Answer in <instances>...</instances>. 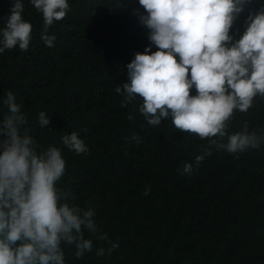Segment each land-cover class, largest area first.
Listing matches in <instances>:
<instances>
[{"label":"trees","instance_id":"trees-1","mask_svg":"<svg viewBox=\"0 0 264 264\" xmlns=\"http://www.w3.org/2000/svg\"><path fill=\"white\" fill-rule=\"evenodd\" d=\"M15 2L0 0V41ZM21 3L32 39L26 52L17 46L0 53V119L11 91L40 150L62 151L66 169L57 187L72 194L69 203H90L100 232L118 244L98 257L107 245L85 231L93 251L77 259L74 246L62 245L65 264H264V143L237 154L213 147L196 165L207 139L177 130L171 118L147 124L138 111L142 98L121 107L115 89L127 82L126 65L146 47L157 50L139 21L146 15L139 0H67L70 11L48 29L52 47L41 39L42 14L30 0ZM262 6L264 0H249L230 29L234 41ZM41 111L50 116L48 127L38 123ZM245 122L264 136V97L247 112L234 110L227 133L241 132ZM72 132L86 154L63 145L61 137ZM185 163L191 175L178 172Z\"/></svg>","mask_w":264,"mask_h":264},{"label":"clouds","instance_id":"clouds-1","mask_svg":"<svg viewBox=\"0 0 264 264\" xmlns=\"http://www.w3.org/2000/svg\"><path fill=\"white\" fill-rule=\"evenodd\" d=\"M248 2L139 0L146 13L139 15V21L149 30L148 39L157 50L152 52L149 46L137 52L126 65L127 82L115 91L123 96L121 107L142 98L138 111L147 124L158 126L171 118L177 130L207 139L208 147L195 157L196 165L212 154L213 147L237 154L264 143V136L248 131L247 122L241 132L226 131L234 110L247 112L257 95L264 97V6L249 15L238 40L229 34ZM30 3L42 14L41 39L52 47L56 37L48 35V29L70 11L67 0ZM23 12L21 0H16L5 20L0 53L17 46L24 52L29 49L32 25L22 18ZM2 103L7 112L0 119V264H65L62 245L74 246V255L80 259L93 251V240L85 238V231L107 245L96 250L98 257L110 255L118 244L100 232L91 204L69 203L72 194L57 187L66 169L61 149L40 150L11 91ZM50 122V116L41 111L40 127ZM131 139L140 143L136 134ZM61 140L69 151L88 152L76 132ZM192 171L189 163L178 169L181 175ZM150 192L146 187L143 195Z\"/></svg>","mask_w":264,"mask_h":264}]
</instances>
